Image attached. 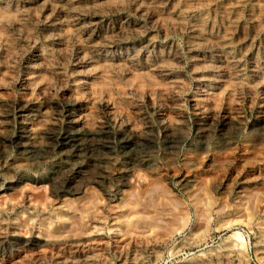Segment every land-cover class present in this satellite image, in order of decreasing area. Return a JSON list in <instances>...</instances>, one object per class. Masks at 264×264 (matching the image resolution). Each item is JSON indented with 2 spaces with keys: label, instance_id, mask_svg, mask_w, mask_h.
I'll list each match as a JSON object with an SVG mask.
<instances>
[{
  "label": "bare ground",
  "instance_id": "1",
  "mask_svg": "<svg viewBox=\"0 0 264 264\" xmlns=\"http://www.w3.org/2000/svg\"><path fill=\"white\" fill-rule=\"evenodd\" d=\"M248 1L0 0V198L30 180L56 194L44 206L0 202V264H161L167 232L121 231L113 203L83 236L41 238L38 220L91 184L112 192L120 156L124 185L138 166L159 177L172 165L186 195L199 165L212 173L239 145L242 162L263 159L264 0ZM263 174L226 191L264 185ZM199 245L176 243L173 258L200 249L172 264H253L237 230ZM254 246L264 264V234Z\"/></svg>",
  "mask_w": 264,
  "mask_h": 264
},
{
  "label": "rangeland",
  "instance_id": "2",
  "mask_svg": "<svg viewBox=\"0 0 264 264\" xmlns=\"http://www.w3.org/2000/svg\"><path fill=\"white\" fill-rule=\"evenodd\" d=\"M248 2L250 6L246 8L251 9V1L249 0ZM185 71H187V68H185ZM139 148L138 150L141 149ZM241 149V145H239V147L228 151L225 155L218 156L216 160L220 168L218 167L217 170L212 172L214 176L212 173L206 171L204 165H199L195 172H192V175L197 176V182L187 195L176 184L184 171L178 166L169 169L172 165L162 167L160 174L163 176L151 177L135 162L134 165L138 167L127 178L130 182L128 181L127 185H124L126 177H121V173L122 175L124 174L119 168L120 164H125V161L124 157L120 156L119 163H117L111 175L112 192L106 193L102 189V186L91 184L90 186L92 187L88 186L89 188L85 193L66 195L64 200H62L63 202L59 204L61 207L54 213L52 212L51 216L46 215L39 218L37 223L38 232L35 235L38 236L39 234L41 238L48 235H51L50 237H53L52 235L61 237L67 235L71 237L87 235L92 227L87 222V217L101 212L104 202H109V204L113 203L116 205L119 208L118 210H120V216L117 218V221L121 231L126 232L128 230L129 232L131 229L132 234V230L133 233H136L138 228L139 231L136 233L138 234L139 232H144V229L153 228L155 231L163 234L167 232L169 242L167 249L163 253V261L167 260L164 263L162 261L161 264H172L178 259L188 258L191 253L200 249L198 246L188 247L180 256L170 257V254L168 255L170 248L180 241L194 238L201 242V245H199L201 247L209 244L215 245L218 241L236 230L244 238L246 251L251 262L258 264L255 259L254 245L258 239L263 238L264 234V185L249 187L241 195L228 194L225 187L240 186L242 179L248 175H262L264 173V156L259 162L244 163L245 161L242 162L239 156L242 151ZM169 162V164H172L173 160L170 159ZM0 172V178L3 179V168L0 169ZM33 176L34 174L29 178ZM35 176L39 178L40 172ZM27 183L28 185L22 186L16 192L0 198V202L8 200L25 202L26 195H28L31 202L44 206L56 196L48 183H35L33 180ZM191 192L192 195H190ZM130 204H132V210ZM125 214L127 218L124 216ZM179 214L182 215L180 216ZM173 215H176L179 219L175 216L173 217ZM180 219L183 220L182 224L180 223ZM126 221L131 222L129 224ZM125 222L129 224L128 227ZM17 224L23 232L28 230L29 224L25 216H19ZM231 227H234L235 230H231ZM142 228L143 230H141ZM108 240L109 247H111L110 243H112V239Z\"/></svg>",
  "mask_w": 264,
  "mask_h": 264
}]
</instances>
